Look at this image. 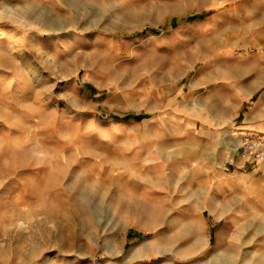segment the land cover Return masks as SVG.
Masks as SVG:
<instances>
[{"label":"rangeland","instance_id":"obj_1","mask_svg":"<svg viewBox=\"0 0 264 264\" xmlns=\"http://www.w3.org/2000/svg\"><path fill=\"white\" fill-rule=\"evenodd\" d=\"M260 120L264 0H0V264H264Z\"/></svg>","mask_w":264,"mask_h":264},{"label":"crops","instance_id":"obj_2","mask_svg":"<svg viewBox=\"0 0 264 264\" xmlns=\"http://www.w3.org/2000/svg\"><path fill=\"white\" fill-rule=\"evenodd\" d=\"M258 129L264 132V124L258 121ZM239 165V162H235ZM264 168V165L262 166ZM244 174L238 171L227 172L223 169L215 171L211 177L206 179L205 183H210L206 188V194L210 195L205 199L204 206H229V195L235 194L237 199H241L244 191ZM191 206V205H190Z\"/></svg>","mask_w":264,"mask_h":264},{"label":"built area","instance_id":"obj_3","mask_svg":"<svg viewBox=\"0 0 264 264\" xmlns=\"http://www.w3.org/2000/svg\"><path fill=\"white\" fill-rule=\"evenodd\" d=\"M242 154L244 156H253L254 160L258 161L264 157V147L261 141L253 139L247 141L245 146H243Z\"/></svg>","mask_w":264,"mask_h":264},{"label":"bare ground","instance_id":"obj_4","mask_svg":"<svg viewBox=\"0 0 264 264\" xmlns=\"http://www.w3.org/2000/svg\"><path fill=\"white\" fill-rule=\"evenodd\" d=\"M230 146H231V149H232L233 151H234V150L236 149V147H237L235 144H230ZM153 247H154V244H153V243H149L147 248H148L149 250H150V249L152 250Z\"/></svg>","mask_w":264,"mask_h":264}]
</instances>
